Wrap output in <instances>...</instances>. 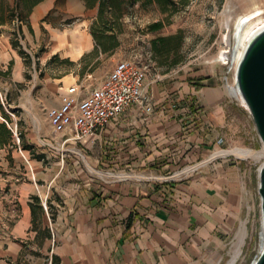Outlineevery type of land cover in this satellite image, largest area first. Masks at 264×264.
Wrapping results in <instances>:
<instances>
[{
	"label": "crops",
	"instance_id": "1",
	"mask_svg": "<svg viewBox=\"0 0 264 264\" xmlns=\"http://www.w3.org/2000/svg\"><path fill=\"white\" fill-rule=\"evenodd\" d=\"M28 1L10 0L0 12V87L5 96L24 81L26 68L23 53L12 44L16 18L10 22L8 17L13 11L22 16L19 33L25 45L49 46L44 61L54 57L87 69L101 55L90 33L100 0ZM73 19L81 22L78 30L64 25ZM89 56L91 62H81ZM180 71L148 72L143 94L153 106L151 113L133 107L78 142H64L57 134V147L50 145L54 161L48 160L47 139L40 135L37 145L20 144L11 118L0 116V264L221 262L228 237L254 197L246 167L220 150L232 136L228 126L237 121L233 114L248 116V111L225 93L223 77L215 71L206 74L191 63L183 75ZM44 85L55 88L53 82ZM69 87L63 83L58 88L45 115ZM86 150L100 151V160L88 156L83 162L93 173L96 164L105 166L110 172L104 182L81 174L78 159L66 163L69 153L77 157ZM70 167L74 180L62 188Z\"/></svg>",
	"mask_w": 264,
	"mask_h": 264
},
{
	"label": "rangeland",
	"instance_id": "2",
	"mask_svg": "<svg viewBox=\"0 0 264 264\" xmlns=\"http://www.w3.org/2000/svg\"><path fill=\"white\" fill-rule=\"evenodd\" d=\"M9 1L0 0V12L8 7ZM176 2L175 7H169L165 11L161 10L157 4L122 5L123 14L119 16L106 13L101 18L97 17L91 25L90 33L94 30L99 36L100 44L93 38L101 50V55L87 69L83 68L82 64L78 67L74 62L69 61L61 64L59 58L54 57L44 61L42 53L49 46L45 48L44 45H40L36 49H30L25 45L19 33V27L22 24L18 26L11 24L12 30L16 32L12 33L14 34L12 44L14 43L13 46L23 53L26 68L24 81L18 83L13 89L10 88L7 96L0 87V116L5 119L11 118L12 127L20 137L19 143L26 144L28 141L37 145V138L41 135V138L48 140L43 141L49 144L48 160L54 161L52 154H55V149L53 147H57L55 142L59 141V137L52 132L49 126L45 108L53 105L58 88L63 83L64 87H69L71 83V86L82 83L92 88L108 74L117 61L133 56L141 59L150 56L152 63H156L155 66L158 69L156 72L154 69L149 70V73L154 74L163 75L169 70L181 68L180 74L183 75L188 63L203 68L206 74L215 71L223 77L221 84L225 93L244 106L241 100L231 96L228 92V86L234 84L235 67L233 68L231 62L224 64L213 61V59L220 49H233L234 21L238 16L259 8L263 11L264 19V0H185L184 4ZM228 18L229 26L226 27ZM103 20L107 22L104 24ZM157 21L162 23L161 28L151 31L149 26ZM80 23L73 19L66 21L64 25L69 29L78 30ZM43 37L48 43L47 32H43ZM159 37L165 38L164 41H157ZM225 37L228 39V44ZM98 48L96 47L95 51H98ZM28 53H32L33 58ZM38 54L42 56L39 60L36 59ZM91 60L92 56H89L85 60L83 58L81 62H91ZM168 73L171 74V72ZM49 77L64 78L60 81H52ZM46 82H53L54 90L45 87ZM233 115L237 121L231 127L228 126V131H231L232 136L220 150L224 156L227 155L230 158L229 161L246 167V176L250 180L249 184L254 197L249 209L245 210L239 226L228 237L227 251L219 264H227L231 259L237 234L242 228L245 231V237L240 253L232 264H252L261 249L260 199L257 186L258 169L264 162V144L254 129L249 113L248 116L245 113L244 115L235 113ZM47 130L49 133L45 134ZM50 145L53 147L51 148ZM66 146H64L65 149ZM239 149L250 150L253 155H238L234 150ZM99 152L98 150L96 152L86 150L77 157L69 153L65 161L68 164L72 159H78L81 174L95 179L96 182H104L107 179V173L110 172L105 166L96 164L94 167L96 172L93 173L88 170L87 162H83V160L87 161L88 156L92 160H100L101 153ZM72 175L71 167L63 173L62 188L74 180Z\"/></svg>",
	"mask_w": 264,
	"mask_h": 264
},
{
	"label": "built area",
	"instance_id": "3",
	"mask_svg": "<svg viewBox=\"0 0 264 264\" xmlns=\"http://www.w3.org/2000/svg\"><path fill=\"white\" fill-rule=\"evenodd\" d=\"M19 24L21 21L16 18L13 25ZM152 65L150 56L121 59L98 85L92 88L83 84L69 87L60 96L59 105L46 110L52 132L63 136L64 142H78L100 133L133 107L151 113L153 106L144 96L143 89ZM15 136L19 142L16 132Z\"/></svg>",
	"mask_w": 264,
	"mask_h": 264
},
{
	"label": "water",
	"instance_id": "4",
	"mask_svg": "<svg viewBox=\"0 0 264 264\" xmlns=\"http://www.w3.org/2000/svg\"><path fill=\"white\" fill-rule=\"evenodd\" d=\"M234 86L264 144V26L246 43L234 69ZM260 228L264 238V162L258 169ZM252 264H264V241Z\"/></svg>",
	"mask_w": 264,
	"mask_h": 264
},
{
	"label": "bare ground",
	"instance_id": "5",
	"mask_svg": "<svg viewBox=\"0 0 264 264\" xmlns=\"http://www.w3.org/2000/svg\"><path fill=\"white\" fill-rule=\"evenodd\" d=\"M263 11L259 8H255L250 10L240 16L234 21V36H233V49H220L218 54L215 56L213 61H219L221 63H232L233 68L235 67L238 59L240 58L242 51L248 42V40L260 29L264 26V19L262 16ZM229 18L226 22V27L229 26ZM227 44L228 39L225 37ZM228 92L231 96L240 100L238 93L236 92L235 86H228ZM236 154L241 156H250L253 155L250 150H234ZM261 245L263 244L264 238L261 233ZM245 237V231L242 228L237 234V241L235 243V248L233 251V255L227 264H232L237 256L240 253L241 246L243 244V239Z\"/></svg>",
	"mask_w": 264,
	"mask_h": 264
},
{
	"label": "trees",
	"instance_id": "6",
	"mask_svg": "<svg viewBox=\"0 0 264 264\" xmlns=\"http://www.w3.org/2000/svg\"><path fill=\"white\" fill-rule=\"evenodd\" d=\"M37 1H39V0H29L28 2H29V4H33V3H36ZM176 1H179V3H181V4L185 3V0H100L99 1V11H98L97 17L101 18L102 15H104L106 13H109V14H112L115 16H119V15L123 14V11L121 8L122 5L133 6V5L139 4L141 6H147L150 4H157L161 8V10L165 11L169 7H175V5L177 4ZM15 18H17L19 21L22 20V16H21L19 11L11 12L10 16L8 17V20L11 22V20H13ZM3 20H4V18L2 16H0V24L3 23ZM106 22H107L106 20L102 21V23H104V24ZM161 26H162V23L157 21V22L152 23L149 26L150 27L149 29L151 31H156V30L160 29ZM14 33H16V32H14ZM91 34L93 35L95 40H97V43L100 44L101 42H100L99 36L96 35V32L94 30L93 31L91 30ZM102 35H103V32H102ZM164 39L165 38H163V37H159L157 39V41H164ZM13 45H14V43H13ZM19 140H20V137H19ZM24 147L27 149L31 148L30 145H25ZM35 198L38 200L37 197H35ZM53 262H52V264H54Z\"/></svg>",
	"mask_w": 264,
	"mask_h": 264
}]
</instances>
